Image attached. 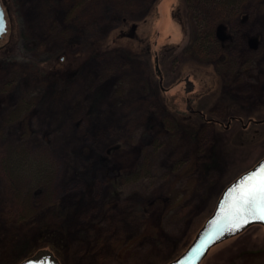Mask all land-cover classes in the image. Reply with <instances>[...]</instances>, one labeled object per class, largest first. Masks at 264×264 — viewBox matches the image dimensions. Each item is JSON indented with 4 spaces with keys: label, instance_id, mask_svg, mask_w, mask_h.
<instances>
[{
    "label": "rangeland",
    "instance_id": "rangeland-1",
    "mask_svg": "<svg viewBox=\"0 0 264 264\" xmlns=\"http://www.w3.org/2000/svg\"><path fill=\"white\" fill-rule=\"evenodd\" d=\"M191 1L1 2L7 32L0 55L9 60L0 57V140L43 172L7 179L0 162V264L20 263L33 250L29 227L48 218L68 239L61 264H167L223 189L264 157V0L225 13L227 41L210 54L190 48L204 27L203 9ZM119 16L136 23L134 36L127 25L121 34L129 35L123 44L135 60L124 48L110 50L84 59L62 83L40 79L32 62L8 49L18 48L22 27L56 55L76 33L103 34ZM258 33L252 46L248 39ZM111 145L122 149L115 167L105 168L99 158ZM0 156L8 162L10 154ZM133 207L140 219H125ZM201 264H264L263 228L215 245Z\"/></svg>",
    "mask_w": 264,
    "mask_h": 264
},
{
    "label": "trees",
    "instance_id": "trees-1",
    "mask_svg": "<svg viewBox=\"0 0 264 264\" xmlns=\"http://www.w3.org/2000/svg\"><path fill=\"white\" fill-rule=\"evenodd\" d=\"M243 1L245 0H198V2H194L192 6L189 5V7L193 9H198V6L203 9L199 13L200 21L198 23L204 24V27L200 29L198 27L197 32L195 31L191 40L190 48L194 49V52L199 53H206L209 51V54L212 51H215L217 47L219 49V47H221L222 44L227 41L226 37L228 36H226V34L229 33V24L224 21L226 18L224 14L228 13L229 11H233ZM1 2H3V0H1ZM116 19L117 24H115L113 28L109 29L103 34L91 33L89 36H87L88 34H86L84 31L76 33V35H74L70 41L68 40L60 53L56 55L46 54L41 47L39 40L28 35L22 27L18 34V48L16 45L12 46V44H10L11 46H9L8 49L11 51H17L19 58L32 62L36 70L35 73L40 79L56 80L57 82L62 83L78 75L84 59L90 57L101 58L110 52V50H121L124 48L121 51L125 54L126 58L135 60L134 54L125 49L126 46L123 44L124 39H128L127 37H129V35L123 36V34L121 36V34L124 32L123 28L126 27V25L129 26L128 33L131 34L132 30L136 27V23L129 22L124 16H119V18ZM114 20H112V22ZM80 30H82V28ZM260 35L261 34L258 33L252 37H249V43L252 46H255L257 41L260 39ZM83 47L84 49H82ZM31 53H33V56ZM0 57H2V59H5L6 57V60H9L8 56L6 55H0ZM30 103L31 99H23L21 101V104H23L24 107H27L30 105ZM17 130V138L22 140L24 133L19 129ZM10 145L11 144L0 140V155H5L6 153L10 154L8 162L4 160L2 161L0 156V162L3 163L7 179H10L11 176H13L15 179L16 177H23V175L40 177L43 172L42 166L39 164H36L32 167L23 165L19 158L20 154L18 150H16L17 147L11 148ZM121 149L112 145L108 148H104L102 150V155L99 158L101 165L103 164L105 168H109L110 166L111 168H114L115 165L112 164L115 162L116 154L120 152ZM108 162L111 163L109 164ZM138 167V170H141L143 166L142 164H139ZM121 170L122 169H119L120 173ZM138 172L141 171H137L136 173ZM131 173L132 171L126 176H131ZM128 211H130V214H125V212L123 213V216L126 217L125 219H134L136 215L140 219V211L137 209V207L130 208ZM20 214H22V210L20 211ZM22 218L26 220V216L22 215ZM43 222L42 224H36L35 226L29 227L30 230L27 232V242L30 245H34L33 250L26 253L25 256L20 259V261L39 249H49L61 262L59 257L61 252L60 250H63V248H66L69 244L67 236L65 235L62 227L54 220L48 218L46 222Z\"/></svg>",
    "mask_w": 264,
    "mask_h": 264
},
{
    "label": "water",
    "instance_id": "water-1",
    "mask_svg": "<svg viewBox=\"0 0 264 264\" xmlns=\"http://www.w3.org/2000/svg\"><path fill=\"white\" fill-rule=\"evenodd\" d=\"M0 29H3L0 31V39L6 34L7 32V22L5 19V13L3 10V7L0 2ZM193 89V84L187 78L185 79V93H189ZM186 110L189 112H193V110L189 107L188 101H186ZM263 120L260 121H252L254 123H260ZM264 162V157L260 159L254 166H252L247 171L240 174L238 177H236L231 183H229L222 193L220 194L216 204L215 208L210 214V216L204 221L202 226L199 228L197 233L195 234L194 238L190 242V244L187 246V248L174 260L170 261L167 264H201V262L204 260V258L207 256L208 252L217 244L228 240L230 238H233L235 236L240 235L243 233L246 229H248L251 226L258 225L261 226L264 230V222H261L259 220H254L253 222L249 223L248 225L240 228L239 231H228L226 230L225 221L221 219L223 216V209L218 207L221 205V203H226V201L223 200L225 197V194L227 193L228 189L242 176H244L246 173H249L253 169L257 168V166ZM219 213V215H218ZM221 231L223 234L221 235ZM217 236L219 238L217 239ZM206 246V247H205ZM203 253L201 256L200 253ZM18 264H61L59 260L55 257V255L48 249H39L31 256L25 258Z\"/></svg>",
    "mask_w": 264,
    "mask_h": 264
},
{
    "label": "snow or ice",
    "instance_id": "snow-or-ice-1",
    "mask_svg": "<svg viewBox=\"0 0 264 264\" xmlns=\"http://www.w3.org/2000/svg\"><path fill=\"white\" fill-rule=\"evenodd\" d=\"M223 200L226 203L218 207L223 209L221 219L225 221L226 230L239 231L254 220L264 222V162L240 177L228 189Z\"/></svg>",
    "mask_w": 264,
    "mask_h": 264
}]
</instances>
